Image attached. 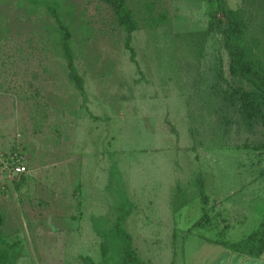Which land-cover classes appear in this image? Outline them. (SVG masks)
Listing matches in <instances>:
<instances>
[{
	"label": "rangeland",
	"instance_id": "1",
	"mask_svg": "<svg viewBox=\"0 0 264 264\" xmlns=\"http://www.w3.org/2000/svg\"><path fill=\"white\" fill-rule=\"evenodd\" d=\"M59 1L85 97L56 54L50 13L0 0V235L17 243L13 264H121L124 232L145 263H182L188 235L253 232L264 126L240 117L225 78L255 90L230 77L224 34H207L216 0H127L132 31L107 0ZM226 2L264 21V0ZM220 106L236 112L229 133L217 130ZM204 208L213 225L193 228ZM232 222L236 237L219 235Z\"/></svg>",
	"mask_w": 264,
	"mask_h": 264
},
{
	"label": "trees",
	"instance_id": "2",
	"mask_svg": "<svg viewBox=\"0 0 264 264\" xmlns=\"http://www.w3.org/2000/svg\"><path fill=\"white\" fill-rule=\"evenodd\" d=\"M33 6L44 7L56 22V54L65 61L68 69V80L85 97V81L79 74L76 66V52L73 47V34L69 24L64 20L60 9L59 0H29ZM118 15L122 24L130 31L138 28V24L132 21V14L127 0H107ZM217 9L210 13L211 20L207 34L222 32L225 36V46L229 53L228 73L232 78L244 80L250 84L255 92H248L244 86L234 87L225 78L222 67V75L232 89L235 96H239V114L245 124L256 131L258 124L264 126V21H254L250 12L240 7L236 10L227 8L226 0H216ZM223 14L225 20L220 15ZM217 130L221 133H229L236 123V112L228 106H220L217 111ZM257 150H264V138L255 147ZM206 198V197H205ZM209 199H204L206 206ZM128 217L123 218L122 224L127 223ZM213 217L206 208L203 215L193 228L211 227ZM226 234L225 230L219 235ZM125 238V247L121 264H145L139 257L133 246V238L128 232L122 234ZM216 243L224 245L233 251L259 258L264 253V216L259 226L244 239L231 243L227 240H215ZM17 243H11L0 235V264H13L17 251Z\"/></svg>",
	"mask_w": 264,
	"mask_h": 264
},
{
	"label": "crops",
	"instance_id": "3",
	"mask_svg": "<svg viewBox=\"0 0 264 264\" xmlns=\"http://www.w3.org/2000/svg\"><path fill=\"white\" fill-rule=\"evenodd\" d=\"M264 199V197H263ZM251 203H253L251 201ZM218 205L217 208L213 210H222L224 211H218V213L214 212V215H231L234 216V212L237 208L230 209V206L224 205L225 203H222L221 201H218L216 203ZM225 206V207H224ZM226 210V211H225ZM222 213V214H221ZM262 218L258 221L260 224L263 216H264V209H261ZM250 218H245V220H249ZM237 219H234L235 221ZM239 221V220H238ZM239 222H242L240 220ZM258 224V226H259ZM256 226V228L258 227ZM222 230H225L227 232L228 236L236 237L237 235V228H234V222H232L231 225H228L227 227H223ZM252 233V232H251ZM250 233V234H251ZM172 236L176 235L175 230L173 229ZM249 234L244 236L241 239L237 240H231L229 242L234 243L238 242L245 237H247ZM183 261L182 263H174L173 260L170 259V263H145V264H264V253L261 257L255 258L251 257L245 254H242L237 251H233L232 249L225 247L224 245H221L219 243H216L215 240H210L208 238L204 239H198L194 236L188 235L184 241V250H183Z\"/></svg>",
	"mask_w": 264,
	"mask_h": 264
},
{
	"label": "built area",
	"instance_id": "4",
	"mask_svg": "<svg viewBox=\"0 0 264 264\" xmlns=\"http://www.w3.org/2000/svg\"><path fill=\"white\" fill-rule=\"evenodd\" d=\"M15 179L23 177L27 173V168L23 165H19L14 168Z\"/></svg>",
	"mask_w": 264,
	"mask_h": 264
}]
</instances>
